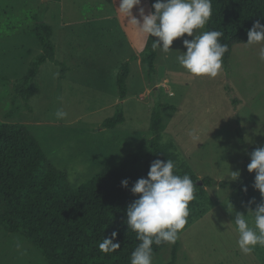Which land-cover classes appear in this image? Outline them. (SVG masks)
Returning <instances> with one entry per match:
<instances>
[{"label": "rangeland", "instance_id": "obj_1", "mask_svg": "<svg viewBox=\"0 0 264 264\" xmlns=\"http://www.w3.org/2000/svg\"><path fill=\"white\" fill-rule=\"evenodd\" d=\"M152 4L141 0L139 7L147 14ZM118 7L119 0H0V122L25 124L76 187L148 144L157 91L175 107L163 110L164 139L176 143L195 173L217 182L232 180L231 171L242 176L251 153L264 147V61L258 55L264 44L235 43L228 71L222 65L214 79L193 77L177 60L186 52L183 39L193 38L185 34L173 41L172 51L160 50L154 78L141 57L131 59L149 37L127 24ZM132 12L140 19L138 7ZM39 19L52 25L56 57L68 70L63 77L60 64L46 61L35 79L38 91L29 102L18 97L13 103L14 85L42 49L34 31ZM129 58L125 122L105 128L120 101L117 73ZM57 110L67 117L58 119ZM206 188L211 209L178 236L175 264H264V247L245 255L237 245L235 214L252 220L243 197L231 187ZM172 251V244L161 249L153 264H169ZM0 264L47 262L26 236L0 225Z\"/></svg>", "mask_w": 264, "mask_h": 264}, {"label": "trees", "instance_id": "obj_2", "mask_svg": "<svg viewBox=\"0 0 264 264\" xmlns=\"http://www.w3.org/2000/svg\"><path fill=\"white\" fill-rule=\"evenodd\" d=\"M256 20L264 25V0H212V15L205 31L223 33L220 42L229 48L223 57L227 71L234 44L247 42V32ZM34 31L42 49L32 61L27 75L14 85L13 103L18 97L29 102L38 91L35 79L46 61L60 64L63 77L68 70V66L56 57L52 25L39 19ZM157 39L149 37L141 54L131 57L132 60L141 57L152 77L157 73L160 53L159 48H152ZM131 59L126 60L117 73L120 101L114 115L103 121L105 128H116L125 122L124 100L129 93ZM154 93L155 105L150 122L152 137L148 144L101 168L76 187L71 185L67 173L50 160L40 141L25 124L0 122V225L26 236L41 251L47 264H130L131 253L140 243L135 233L127 230L125 223L128 206L138 198L130 189L139 178H147L150 165L156 159L173 160L176 174H188L194 182L195 199L189 203L187 224L179 235L211 209L212 201L206 187L216 184L222 188L231 187L246 204L254 198L251 208L255 210L262 198L252 187L255 172L249 173L247 165L237 180L217 182L206 176L202 178L203 185L197 183L200 177L182 158L176 143L164 139L163 110L175 107L163 102L157 91ZM125 179L129 181L127 188L121 186ZM244 187L247 192L243 191ZM114 231L118 233L114 242L119 243L120 248L104 254L98 245ZM167 245L157 247L153 244V255ZM172 245L169 264L177 261L178 239Z\"/></svg>", "mask_w": 264, "mask_h": 264}, {"label": "clouds", "instance_id": "obj_3", "mask_svg": "<svg viewBox=\"0 0 264 264\" xmlns=\"http://www.w3.org/2000/svg\"><path fill=\"white\" fill-rule=\"evenodd\" d=\"M141 0H119L116 10L127 20V24L134 26L140 33L148 37H156L152 43L153 50L159 48L168 53L173 41L177 38L193 37L191 40L183 39L186 52L177 57L180 66L193 77L216 78L222 69L223 57L228 52V45L221 43V31H203L204 26L212 15V0H156L152 9L145 14V9L139 7ZM139 8V17L133 15V8ZM194 30L195 35H194ZM264 44V25L256 20L247 32L245 45ZM259 60L264 61V47L259 50ZM56 117L65 119L68 115L63 110H57ZM173 160L156 159L151 165L147 178H139L131 187L133 195H138L127 208V230L135 233L140 242L132 251L130 264H153V244L157 247L162 244H174L178 239L180 230L187 224L189 216V203L195 199L193 179L188 175H178ZM249 173L255 172L252 187L259 191L262 202L251 205L255 199L248 201V214L237 212L234 225L238 232L237 245L240 251L251 254L256 246L264 247V147L257 148L251 153V162L247 165ZM232 180H237L239 171H231ZM129 181H121V186L127 188ZM247 192V187L243 188ZM228 210L233 211L230 202ZM118 233L112 232L110 237H104L99 243V250L112 253L120 248L114 242Z\"/></svg>", "mask_w": 264, "mask_h": 264}, {"label": "water", "instance_id": "obj_4", "mask_svg": "<svg viewBox=\"0 0 264 264\" xmlns=\"http://www.w3.org/2000/svg\"><path fill=\"white\" fill-rule=\"evenodd\" d=\"M197 183H199V184L203 185V181H202V179H201V178H199V179H198V181H197Z\"/></svg>", "mask_w": 264, "mask_h": 264}]
</instances>
